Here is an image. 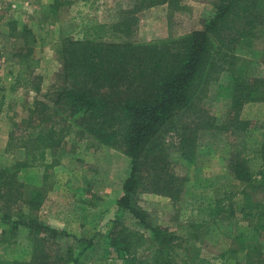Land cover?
<instances>
[{
	"label": "trees",
	"instance_id": "trees-1",
	"mask_svg": "<svg viewBox=\"0 0 264 264\" xmlns=\"http://www.w3.org/2000/svg\"><path fill=\"white\" fill-rule=\"evenodd\" d=\"M133 1L135 8L111 27L97 25L87 28L82 38L62 39V86L55 105L69 125L57 129L34 123L38 104L47 110L46 104L37 101L29 110L26 129L16 137L24 159L0 169V222L7 226L0 232V248L10 246L19 229L26 228L30 258L0 257V264L68 263L57 245L70 235L39 221L36 213L43 207L45 191L25 180V174L35 169L43 170L47 179V171L58 164L56 155L64 137L69 141L88 137L130 159V174L106 234L108 247L122 264H264L260 248L250 247L243 232L229 234L222 226L241 214L255 236L264 238V145L251 155L245 146L234 147L229 169L238 184L227 191L216 189L208 219L179 222L175 228L154 226L138 205L143 193L181 202L188 180L176 172L173 155L195 164L203 133L217 131L234 142L255 126L242 113L246 105L264 101V78L252 76L251 62L238 52L263 42L264 64V0H218L202 29L179 37L143 44L110 42L109 29L136 35V14L143 10L161 5L175 11L183 8L182 0ZM60 2L53 0L45 8L57 11ZM46 44L42 41L41 46ZM18 58L16 82L28 87L41 61L31 48L21 50ZM5 93L0 77V114ZM216 100L229 101L225 118L206 108ZM10 140L12 146L15 138ZM127 214L133 217L134 227L126 225ZM73 240L80 248L72 261L76 264L95 243ZM207 249L214 250L216 257L203 254Z\"/></svg>",
	"mask_w": 264,
	"mask_h": 264
},
{
	"label": "rangeland",
	"instance_id": "rangeland-1",
	"mask_svg": "<svg viewBox=\"0 0 264 264\" xmlns=\"http://www.w3.org/2000/svg\"><path fill=\"white\" fill-rule=\"evenodd\" d=\"M60 1L57 11H53L45 8L53 0H0V77L6 88L4 108L0 114V169L9 168L24 159V150L18 148L16 137L19 138L25 131L30 118L29 110L35 108V102L46 104L47 110L38 104L34 123L39 121L57 129L69 125L55 105L57 90L62 86L63 66L59 56L62 39L82 38L87 28L97 25L109 28L135 8L133 0ZM216 3L218 0H182L183 8L179 11L167 5L143 10L136 14V35L125 36L109 29V40L118 44H143L200 30L203 23L213 16ZM18 5L24 7L20 6L17 10ZM42 41L47 43L44 47L41 46ZM25 48L33 49V55L41 61L28 87L16 82L18 54ZM262 49L263 42H259L254 48L238 52L251 62L250 74L254 77L264 78V64L260 57ZM37 86L40 87L38 92L35 91ZM206 105L214 116L225 118L229 101L216 100ZM242 117L255 126L241 139L233 142V139L217 131L206 132L199 140L195 164L189 165L178 154L173 155L176 172L188 180L185 193L178 204L165 196L141 194L138 205L148 213L151 224L175 228L179 222L210 217L217 200L216 189L227 191L229 186L238 184L229 169L234 147L245 146L247 154L251 155L264 145V101L246 105ZM10 136L15 138L12 146ZM56 158L58 164L47 171V179L41 169L25 174L27 183L45 191L43 207L36 213L39 221L70 235L60 239L57 245L60 253L67 255V264H74V257L79 255V245L73 240L76 237L93 239L95 243L76 264H122L108 247L106 234L117 214V201L130 174V159L119 150L102 146L88 137L73 141L64 137ZM124 220L126 225L135 226L131 215H125ZM222 226L229 234L243 232L249 246H258L264 255V238L255 236L241 214ZM4 229L7 226L0 222V232ZM29 239L27 229L20 228L16 240L10 246L0 248V257L27 261L31 251ZM69 253L72 256L69 257ZM203 254L212 259L217 255L210 249L203 250ZM238 258L244 260L243 255Z\"/></svg>",
	"mask_w": 264,
	"mask_h": 264
},
{
	"label": "crops",
	"instance_id": "crops-1",
	"mask_svg": "<svg viewBox=\"0 0 264 264\" xmlns=\"http://www.w3.org/2000/svg\"><path fill=\"white\" fill-rule=\"evenodd\" d=\"M20 6H21V7H24V6H22V5H18V8H16V9L18 10Z\"/></svg>",
	"mask_w": 264,
	"mask_h": 264
}]
</instances>
